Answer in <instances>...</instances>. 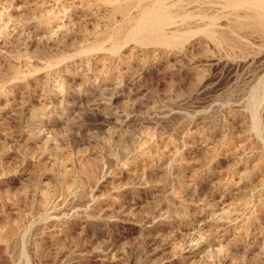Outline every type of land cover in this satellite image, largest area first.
I'll return each mask as SVG.
<instances>
[{"label": "rangeland", "instance_id": "374dc122", "mask_svg": "<svg viewBox=\"0 0 264 264\" xmlns=\"http://www.w3.org/2000/svg\"><path fill=\"white\" fill-rule=\"evenodd\" d=\"M164 1L0 0V264H264V20Z\"/></svg>", "mask_w": 264, "mask_h": 264}, {"label": "bare ground", "instance_id": "6f19581e", "mask_svg": "<svg viewBox=\"0 0 264 264\" xmlns=\"http://www.w3.org/2000/svg\"><path fill=\"white\" fill-rule=\"evenodd\" d=\"M206 1H209V0H206ZM223 1L224 2L226 1L227 5H241V6L251 7V9L257 12V18L264 20V0H223ZM157 5H158L157 8L149 9L143 14V16L140 18L138 22L140 27L146 28V26H149L152 24V26L158 28V27H162L164 25L170 24L171 21L168 18L169 15L167 13L166 8L164 9L165 1L157 0ZM206 20H207L206 22L212 23L216 20V17L207 16ZM184 36H185L184 34L172 33L170 37L171 38H182Z\"/></svg>", "mask_w": 264, "mask_h": 264}]
</instances>
